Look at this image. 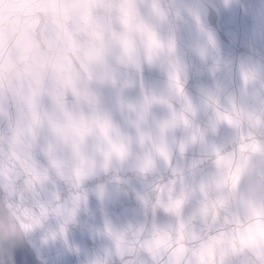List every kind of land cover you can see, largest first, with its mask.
I'll return each mask as SVG.
<instances>
[{"label":"clouds","instance_id":"clouds-1","mask_svg":"<svg viewBox=\"0 0 264 264\" xmlns=\"http://www.w3.org/2000/svg\"><path fill=\"white\" fill-rule=\"evenodd\" d=\"M0 264H264V0H0Z\"/></svg>","mask_w":264,"mask_h":264},{"label":"water","instance_id":"water-1","mask_svg":"<svg viewBox=\"0 0 264 264\" xmlns=\"http://www.w3.org/2000/svg\"><path fill=\"white\" fill-rule=\"evenodd\" d=\"M210 22H211L213 25H216L217 21H216V17H215L214 15H210ZM249 23H250V21L247 20V19L244 21V24H245V25H247V24H249ZM225 26H229V25L225 24Z\"/></svg>","mask_w":264,"mask_h":264}]
</instances>
